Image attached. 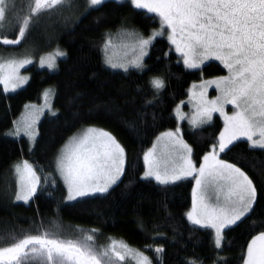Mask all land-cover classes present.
Returning a JSON list of instances; mask_svg holds the SVG:
<instances>
[{
	"label": "snow or ice",
	"instance_id": "6c2138e0",
	"mask_svg": "<svg viewBox=\"0 0 264 264\" xmlns=\"http://www.w3.org/2000/svg\"><path fill=\"white\" fill-rule=\"evenodd\" d=\"M85 11L99 10L106 0H84ZM122 3L123 0H117ZM131 6L158 18V28L147 36L135 30L122 29L106 33L102 51L104 63L111 69L127 73L131 68L143 70L144 58L158 38H166L170 51L179 54L186 69H202L207 61H218L225 75L202 79L189 89L190 117L182 111L184 102L175 108L177 121L186 118L192 129L211 124L214 114L223 120V128L199 160L184 139L179 124L161 131L152 146L143 153L141 179L160 185L176 184L191 179V209L186 218L193 226L210 229L214 248H222L224 231L237 225L257 203V188L250 176L236 163L221 158L235 142L244 140L250 149L264 150V0H130ZM77 0H0V44L20 45L42 20L53 17L67 21L65 13H73ZM9 33L14 38H9ZM117 49L122 54L117 55ZM66 56L57 48L55 54L41 56L39 66L56 68V57ZM33 63L26 51L23 55L0 53V85L3 92H14L29 77L21 69ZM154 100L166 88V80L155 76L150 81ZM214 88L216 95L209 98ZM52 90L45 91L47 100ZM154 100L147 101L153 103ZM231 106V112L228 106ZM25 114L15 121L8 133H23L34 142L41 110L26 105ZM49 111L51 108L49 107ZM55 115V112H52ZM125 148L109 131L87 127L73 134L55 158V171L66 188V201H81L96 194L108 193L125 173ZM14 201L27 204L38 190L56 185V177L44 173L28 160L13 165ZM43 175V181L41 176ZM51 195V193H49ZM256 221H253L255 224ZM98 229L67 228L58 220L47 225L41 220L32 229L19 233L9 230L0 234V264H154L145 251L130 247L122 240L96 242ZM152 248L151 245L147 246ZM156 264H163V247L152 249ZM217 255L216 264L225 261ZM243 264H264V230L251 237L242 257ZM187 264H203L190 259Z\"/></svg>",
	"mask_w": 264,
	"mask_h": 264
},
{
	"label": "trees",
	"instance_id": "16d2710c",
	"mask_svg": "<svg viewBox=\"0 0 264 264\" xmlns=\"http://www.w3.org/2000/svg\"><path fill=\"white\" fill-rule=\"evenodd\" d=\"M77 3L76 16L68 23L57 24V28L48 31L45 18L27 35L26 43L36 55V61L25 69L30 74L27 85L7 93L0 85V234L9 230L19 233L21 229H32L41 220L47 225L55 219L66 228L98 229L97 244H106L109 238L122 240L145 251L154 264L155 247L164 248L163 264H187L190 259L216 264L217 255L226 258L221 264H243L251 237L264 230V150L250 149L241 140L221 154L222 159L236 163L253 180L257 203L247 217L225 229L219 250L214 248L210 229L193 226L186 218L194 181L160 185L141 179L145 168L143 153L161 131L177 126L174 110L187 99L191 84L226 74V70L214 60L202 69H186L178 53L169 50L166 38L153 43L143 70L131 68L125 73L111 69L103 59L105 34L129 24L147 36L159 27L158 18L135 9L129 0H106L99 10L87 11L84 0ZM56 46L66 51V56L58 60L57 70L40 67L38 57ZM155 76L165 78L166 88L154 100L150 81ZM48 89L53 92L54 110L40 120L38 137L31 147L26 137L8 133L25 106L39 102ZM150 100L154 102L147 103ZM90 125L111 132L125 148V173L108 193L69 202L65 200L63 181L55 171V158L70 136ZM222 128L219 116L202 128L184 125L183 136L193 148L194 159L202 157ZM22 159L32 162L38 173L43 169L56 177L54 187L42 185L27 204L16 202L13 197V165ZM41 178L43 181V175ZM125 264L134 263L128 260Z\"/></svg>",
	"mask_w": 264,
	"mask_h": 264
},
{
	"label": "rangeland",
	"instance_id": "374dc122",
	"mask_svg": "<svg viewBox=\"0 0 264 264\" xmlns=\"http://www.w3.org/2000/svg\"><path fill=\"white\" fill-rule=\"evenodd\" d=\"M124 1V0H123ZM130 1V0H129ZM20 3L21 4H24V0H20ZM76 11L74 10V12L73 13H65V15H70L71 16V18L69 19V20H67L66 22L65 21H62V20H58V18H56V17H53L51 20H48L47 19V22H49V24H47L48 25V31H49V29H55V28H57L56 26H57V24H60V25H62V24H64V23H68L73 17H75L76 15H74V13H75ZM131 25H129V24H126V26L125 25H122L121 27H119L116 31H114V32H108V33H112L113 34V37H114V42L115 43H119L120 41H119V39L116 37V33H118L119 31H121L122 29H127V30H135V29H133V27H130ZM158 28V27H157ZM136 31V30H135ZM9 38H14V37H9ZM27 42V40L26 41H22L21 42V44H20V46L19 45H12L11 47H5V46H0V53H3V54H5V55H8L9 53H14V54H16V55H23L26 51L31 55V58H32V60H33V63L36 61V55L34 54L35 52H34V48L30 45V44H27L26 43ZM42 43V42H41ZM57 48L59 49V50H61V51H63V52H65L66 53V51L63 49V48H61L60 46H56L52 51H49V52H46V53H44V54H42V55H40L39 57H38V63H39V59H40V57L41 56H46V55H48V54H55V52H56V50H57ZM122 54V52H121V50H119V49H117V55H121ZM179 55V54H178ZM62 57H64V56H62ZM61 57L60 56H57L56 57V68L55 69H49L47 66H45V68H48L49 70H51V71H55V70H57V68H58V60L60 59ZM103 59H104V54H103ZM144 60H145V58H144ZM211 61H213V60H211ZM211 61H207L205 64H207V63H209V62H211ZM144 64H145V62H144ZM204 64V65H205ZM31 65V64H30ZM203 65V66H204ZM29 65H26L25 66V68H23V69H21V75H26V76H28L29 78H30V74L28 73V72H26L25 71V69L28 67ZM202 66V67H203ZM145 68V67H144ZM223 75H225V74H223ZM218 76V75H217ZM213 77H215V76H213ZM213 77H210V78H204V79H211V78H213ZM28 81H29V79H28ZM28 81H27V83H28ZM201 81V80H200ZM200 81H197V82H194V83H196V84H199L200 83ZM27 83H25V84H23V85H21L20 87H18L15 91H17V90H19V89H21V88H23L24 86H26L27 85ZM194 83H192L191 84V86L194 84ZM2 86V85H1ZM191 86L189 87V89H191ZM3 87V86H2ZM10 92H12V91H10ZM45 93V92H44ZM44 93L42 94V96H41V100L39 101V102H33V103H30V104H28V105H35L38 109H40L41 110V114H40V116H39V120H38V123L36 124V128H37V131H38V126H39V122H40V120L46 115V114H49L50 113V111H49V107L51 108V110L53 109V103H52V98H53V92H52V94H50L49 96H48V98H47V100L45 99V96H44ZM208 95H209V98H212V97H214L215 95H216V92H215V89L214 88H210L209 89V92H208ZM189 101V95H188V97H187V99H185V100H183V102H184V104H183V107H182V111L186 114V117H190L191 115H192V113H193V108H192V105L188 102ZM181 103V102H180ZM179 103V104H180ZM178 104V105H179ZM54 110V109H53ZM228 110H229V112H231V106L229 105L228 106ZM25 111H26V109H24V111L21 113V115L17 118V120L16 121H18V120H20L21 119V117L25 114ZM174 114H175V111H174ZM217 116H219V114H214V116H213V120H212V122L215 120V118L217 117ZM211 122V123H212ZM179 124V127L181 128V131H182V133H183V130H184V125L186 124V125H189V121H188V119L186 118L185 120H183V121H177V125ZM190 126V125H189ZM205 126V125H204ZM15 127V126H14ZM87 127H96V128H100V127H98V126H93V125H90V126H86V127H84V128H87ZM83 128V129H84ZM14 129V128H13ZM12 129V130H13ZM102 129V128H101ZM174 129V128H173ZM107 131V130H106ZM78 133V132H77ZM76 134V133H75ZM20 136H24V137H26L27 138V140H28V142H29V145L32 147V146H34L35 145V143H36V140H37V137H38V135L36 136V138H35V141L34 142H32V141H29V139H28V137L27 136H25L23 133H21V135ZM20 136H18V137H20ZM17 137V136H16ZM185 139V138H184ZM186 140V139H185ZM187 141V140H186ZM188 142V141H187ZM22 160H26V159H22ZM22 160H19V161H17V162H15L14 164H16V163H18V162H20V161H22ZM30 162V161H29ZM30 163H32V162H30ZM33 164V163H32ZM34 165V164H33ZM35 166V165H34ZM13 175H14V168H13ZM121 179V178H120ZM14 180H15V176H14ZM99 194V193H98ZM98 194H96V195H98ZM105 194V193H104ZM19 202H22V203H24L23 201H19ZM30 202V201H29ZM69 202H73V201H69ZM131 261V260H130ZM134 263V262H133Z\"/></svg>",
	"mask_w": 264,
	"mask_h": 264
}]
</instances>
